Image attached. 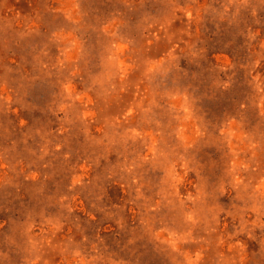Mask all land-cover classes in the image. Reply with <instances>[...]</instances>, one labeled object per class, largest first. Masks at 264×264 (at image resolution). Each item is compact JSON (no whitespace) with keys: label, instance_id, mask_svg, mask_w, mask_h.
Segmentation results:
<instances>
[{"label":"rangeland","instance_id":"rangeland-1","mask_svg":"<svg viewBox=\"0 0 264 264\" xmlns=\"http://www.w3.org/2000/svg\"><path fill=\"white\" fill-rule=\"evenodd\" d=\"M0 264H264V0H0Z\"/></svg>","mask_w":264,"mask_h":264}]
</instances>
